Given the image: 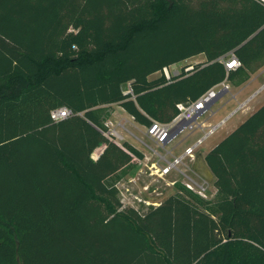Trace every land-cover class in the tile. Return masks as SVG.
Wrapping results in <instances>:
<instances>
[{"label": "trees", "instance_id": "1", "mask_svg": "<svg viewBox=\"0 0 264 264\" xmlns=\"http://www.w3.org/2000/svg\"><path fill=\"white\" fill-rule=\"evenodd\" d=\"M262 65L258 0H0V264H263L249 256H264V103L205 155L214 199L180 185L144 212L117 183L145 155L99 113L169 122ZM61 106L73 114L54 121Z\"/></svg>", "mask_w": 264, "mask_h": 264}, {"label": "rangeland", "instance_id": "2", "mask_svg": "<svg viewBox=\"0 0 264 264\" xmlns=\"http://www.w3.org/2000/svg\"><path fill=\"white\" fill-rule=\"evenodd\" d=\"M206 59V55L202 53L174 63L169 66L170 74L171 76L179 75L183 71H187L186 68L189 65L203 63ZM162 73L163 71H158L150 77H158ZM248 76L246 80L241 82L240 80L230 81V91L222 94L199 117L198 123L205 122L206 119L211 124L224 121L197 147L196 154L200 152L205 157L210 148H213L234 130L255 111V108H259L264 103V65L249 71ZM120 109L116 104H107L99 108L101 118L107 127L106 134L113 137L119 144L131 139L136 145L144 149L145 155L144 164H142L144 171H139V167L132 169L117 183L119 196L125 206L134 207L140 212L147 211L149 208L159 205L171 194L177 193L180 185L192 189L206 199L212 200L215 198L217 194V188L214 184L215 177L208 179L198 168H194L193 163L197 158L191 159L187 156L188 158L179 164L181 169L178 167L179 169H173L165 175H161L159 172L150 174L152 163L157 162L160 167L166 164L163 156H166L169 160L173 159L171 154H167L168 149L176 153L182 151L188 144L195 142L198 137H203L207 128L202 130V127L199 126L193 130L182 131L165 148V145H159L149 137L146 125L138 123L134 118V122L133 120L129 122L121 113L116 112ZM139 162V160H136L137 164ZM184 162L187 164L184 165ZM189 184L191 187L188 186ZM249 260L251 263L261 261L264 264V256L258 258L251 254Z\"/></svg>", "mask_w": 264, "mask_h": 264}, {"label": "built area", "instance_id": "3", "mask_svg": "<svg viewBox=\"0 0 264 264\" xmlns=\"http://www.w3.org/2000/svg\"><path fill=\"white\" fill-rule=\"evenodd\" d=\"M264 3V0H258ZM225 65L227 71L231 69H236L241 66V61L237 57V55L231 51L227 55L221 56L219 58ZM193 66L189 65L186 70L191 69ZM163 73L167 78L171 77L169 66L163 68ZM264 87V85H263ZM231 89V83L228 78H225L223 81L214 84L210 88H208L205 92H203L196 100L190 103H178L177 107L179 112L177 115L169 122H161L156 119H152L149 126H147V134L153 140H155L159 145H164L166 141H171L178 135L180 132L185 130H193L196 127H202L205 130L203 137H198L197 140L187 146L183 153L179 155H173V159L169 160L166 156L164 158L165 165L160 166L157 162H154L153 165L156 166L157 171L163 175L169 173L173 169H179L178 165L183 162L185 157L189 156L191 159L198 158V154H196L197 147L203 142V140L211 135L217 127L224 121L222 120L219 123L205 125V122L198 123L199 117L207 111L213 103H215L219 97L229 92ZM126 92H132V88L130 83L127 84ZM72 110L67 106H61L54 108L51 111V117L54 121H59L64 119L70 115H72ZM231 115V114H230ZM176 129H180L179 132L174 134ZM109 136V135H108ZM111 137V136H109ZM104 146L98 147L92 154L93 159H97L100 153L103 151ZM171 154V151H168ZM158 165V166H157ZM188 186L191 187L189 184Z\"/></svg>", "mask_w": 264, "mask_h": 264}, {"label": "crops", "instance_id": "4", "mask_svg": "<svg viewBox=\"0 0 264 264\" xmlns=\"http://www.w3.org/2000/svg\"><path fill=\"white\" fill-rule=\"evenodd\" d=\"M202 54V53H201ZM171 66V65H170ZM126 88H127V85H126ZM119 108H121L120 109V111L119 110H116V112H119V113H121L122 115H123V117H126V119L130 122V120H133V116L132 115H130L122 106H120L119 104H116ZM257 108H255V110H256ZM125 112V113H124ZM133 122H134V120H133ZM210 121L208 120V119H206V121H205V125H207L208 123H209ZM211 123V122H210ZM201 128V127H200ZM202 130H203V128H201ZM130 143H132L134 146H136L139 150H141L143 153H144V149H142L141 147H139L138 145H136L131 139H127ZM171 143V141H166L165 142V148H167L168 146H169V144ZM194 143V142H193ZM192 143V144H193ZM159 144V143H158ZM189 145H191V144H188L187 146H189ZM186 146V147H187ZM185 147V148H186ZM185 148L182 150V151H178L177 153L176 152H174L173 150H170V149H168L167 151H171V155L173 156V155H179V154H181V153H183L184 152V150H185ZM211 149V148H210ZM209 149V150H210ZM198 153V156L199 155H201L202 156V153H200V152H197ZM167 154H170V153H167ZM161 156V155H160ZM203 157V161H202V163H200V161H198V158L196 159V161L193 163V165H194V168H198L202 173H203V171L201 170V167L202 166H206V167H208V165H207V163H206V160H205V157H204V155L202 156ZM186 158H188V157H185V159ZM184 159V160H185ZM140 162L137 164L136 163V166H135V168H138L139 167V171H144V166H142V164H144V159H140L139 160ZM187 163L186 162H184V165H186ZM164 165V164H163ZM153 167H154V169H153ZM178 167L181 169V166L180 165H178ZM150 168L152 169V171H151V173L150 174H154L155 172H158L157 171V169H156V166L155 165H153V163L150 165ZM167 174V173H166ZM165 175V174H164ZM203 175H205L204 173H203Z\"/></svg>", "mask_w": 264, "mask_h": 264}, {"label": "water", "instance_id": "5", "mask_svg": "<svg viewBox=\"0 0 264 264\" xmlns=\"http://www.w3.org/2000/svg\"><path fill=\"white\" fill-rule=\"evenodd\" d=\"M179 130H180V129H176V130L174 131V134H173L172 136L176 135V134L179 132ZM198 161H200V163H202V161H203V157H202L201 155L198 156ZM205 167H206V166H205ZM207 168H208L209 172L211 173V176H206V175H205V177H207L208 179H212V177L214 176V174L212 173V171L210 170L209 167H207Z\"/></svg>", "mask_w": 264, "mask_h": 264}, {"label": "bare ground", "instance_id": "6", "mask_svg": "<svg viewBox=\"0 0 264 264\" xmlns=\"http://www.w3.org/2000/svg\"><path fill=\"white\" fill-rule=\"evenodd\" d=\"M201 170L203 171V173H204L206 176H211V173L209 172V170H208L207 167L202 166V167H201Z\"/></svg>", "mask_w": 264, "mask_h": 264}]
</instances>
